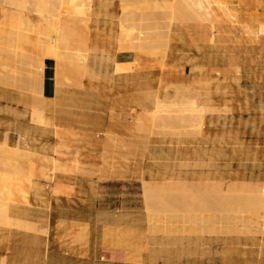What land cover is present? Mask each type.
Masks as SVG:
<instances>
[{"label": "rangeland", "instance_id": "1", "mask_svg": "<svg viewBox=\"0 0 264 264\" xmlns=\"http://www.w3.org/2000/svg\"><path fill=\"white\" fill-rule=\"evenodd\" d=\"M58 1H48L56 10L54 13L49 7L47 10L58 17L59 24L68 34L67 41L57 50L60 55L56 57V53L49 52L52 43L46 37L44 26L36 24L30 31L42 38L37 42L45 49L42 57L30 64L33 55L22 52L26 56H21L14 71L21 91L34 99L33 122L42 126L34 121L37 115L44 119V102L40 100V95L42 99L43 96L39 92L44 64L39 62L43 63L46 57L56 61L58 98L53 106L52 126V170L56 168V178L49 181L54 182L57 177L75 178L90 169V164L91 169L113 170L125 159L127 135L131 142L126 157L132 162L130 175L126 180L122 176L121 182L90 185L89 190L108 195L102 202L112 211L102 212L99 221L102 226L132 223L134 229H148L142 233L147 236L144 245L154 254L149 264H156L170 249H175L177 243L174 240L179 235L192 236V264H264V226L260 221H252L253 213L246 198L249 189L264 188V149L258 147V143L264 144V135L259 136L258 128L264 114V0H192L195 5L200 2L199 10L195 6L196 16L192 6L188 9L192 13L187 12V5L186 8L182 5L186 12H179L184 10L181 4H185V0H102L108 6V17L102 21L107 29L102 33L115 40L116 51H134L139 57L159 61V73H146L124 84L126 87L115 82L112 87L94 86L92 81L101 77H92L78 69L82 74L76 68L74 56L92 49L93 35L99 33L100 24H95L94 18H100L97 8L101 0H91L90 9L89 0V4L68 0L72 4L64 5L63 9H59ZM192 2L188 6L194 5ZM37 4V0H0L2 10L11 15L13 12L35 15L33 11ZM207 6L216 12L210 22L205 21L208 20L206 16L202 17L205 11L201 9ZM78 37L80 42H77ZM174 51H192L199 78L213 79L218 83L214 88L218 94L223 93L237 102L239 115L230 122L229 176L221 183V193H227V196L208 191L205 184L199 183H192V188L184 192L165 191L161 185L172 181L159 180L156 176L164 161L179 158L178 153L171 151L172 146H165V143L171 145L180 139L196 137L203 128V122L200 124L189 113L179 112V108L188 102L166 99L174 94L175 88L172 84L163 88V79H187L169 66L177 62L171 57ZM8 53L10 51H5V59L11 62ZM130 67H118L115 74L128 72ZM33 70L40 71V81L36 76L38 72L33 74ZM30 74L36 76L34 81ZM105 76L102 77L113 81L107 73ZM157 79L160 86L154 87L153 82ZM131 84L133 87H127ZM82 96L84 99L80 100ZM142 100L149 102L147 110H142ZM155 105H160L162 112L153 113ZM146 111L150 113L144 114ZM0 149V226L28 230L8 215L7 208L22 195L14 193L13 197H8L4 191L8 185L6 178L13 169L21 170L17 165L22 157L16 155L12 147ZM148 170L155 174L147 176ZM98 175L102 176L100 172ZM232 184L238 192L229 195ZM73 191L69 187V193ZM147 191L148 195L145 194ZM125 208L132 212L122 215L114 212ZM7 218H10L8 222ZM179 226L190 231H175Z\"/></svg>", "mask_w": 264, "mask_h": 264}, {"label": "crops", "instance_id": "2", "mask_svg": "<svg viewBox=\"0 0 264 264\" xmlns=\"http://www.w3.org/2000/svg\"><path fill=\"white\" fill-rule=\"evenodd\" d=\"M105 18L106 16L94 18V23L100 24V27L98 26L99 33L93 35L90 46L95 49L93 55L98 53L96 71L106 72L108 77H113V81L101 77L93 80V85L112 87V82H115L125 86L124 84L133 82L146 73H159V61L139 57L134 51H116L115 40L102 33L107 29H104L102 22ZM37 20L35 15H20L17 12L11 15L0 7V147H17L26 152L21 156L17 167L21 168L24 177L31 172L34 175V186H25L26 199L18 195L15 198L16 203L8 208L9 217L28 230L0 226V264H149L148 261L153 259L154 254L144 245L147 236L142 233L148 229H134L132 223L102 226L99 222L102 212L112 211L105 208L106 203L102 202L108 195L89 190L90 185L95 183L121 182L124 180L122 176L126 180L130 175L132 162L126 157L130 151L127 147L131 142L127 135L124 140L125 159L120 160L118 167L116 165L113 170H98L97 167L91 169L93 167L90 164V169H85L84 174L75 178L57 177L54 182L49 181L54 158L53 106L58 98L56 61L49 57L44 59L42 83L39 85V92L43 96L42 99L40 95V100L44 102L43 116L50 123L47 127L33 122L34 99L21 91V84L14 76L15 65L19 63L21 56H26L22 52L33 55L32 64L45 50L37 45L42 38H38L36 32L30 31ZM5 51H10L8 55L11 62L10 59L6 61ZM35 55L37 58H34ZM171 57L177 59L175 64L169 65L172 71L178 70L179 75L187 79H163V88L171 84L175 88L174 94L166 99L187 103L188 99L196 98L195 103L203 108L204 117L200 119L192 115V119L200 124L203 122V128L196 137L180 139L171 145L165 143V146H172L171 151L178 153L179 158L164 161L156 176L159 180H171L173 183H164L163 188L167 189L166 186L172 185L176 192L190 190L192 183H199L206 184L208 191L213 185L217 191H213V188L212 192L227 196V193H221V183L226 182L229 176L230 122L235 121V116L239 115L237 102L223 93L218 94L214 90L218 83L213 79L199 78L196 57L192 55V51H174ZM127 66H131L128 72L115 74L117 67ZM153 83L154 87L160 86L158 79ZM82 86H86L85 80L82 81ZM81 99L84 97H80ZM153 102L154 99L152 104ZM140 106L142 110H147L149 102L142 100ZM148 113L150 111L144 112ZM258 128L259 136H263L264 114ZM258 147L260 150L264 149V144L258 143ZM28 154L31 156L28 157ZM150 174L155 173L148 170L146 175ZM175 183L181 188L183 184L187 189H174ZM219 184L220 187H217ZM69 187L74 190L72 194L69 193ZM145 194L148 195V192ZM124 197L127 198L126 195ZM114 212L122 215L131 213L132 210L115 209ZM175 231L189 232L190 229L179 226ZM174 241L177 243L175 249H170L156 264H192V236L179 235Z\"/></svg>", "mask_w": 264, "mask_h": 264}, {"label": "bare ground", "instance_id": "3", "mask_svg": "<svg viewBox=\"0 0 264 264\" xmlns=\"http://www.w3.org/2000/svg\"><path fill=\"white\" fill-rule=\"evenodd\" d=\"M49 1V0H48ZM47 0H37V2H38V4H37V7H36V9H35V11H33L34 13H35V15L38 17V20H37V25L38 26H44V30H45V34H46V37L47 38H49V42L50 43H52V48L51 49H49V52H51L52 54L54 53V55H55V53H56V57L58 56V55H60V53L57 55V50L59 51L60 49H58V48H60V45L62 44V42H64V41H67V37H68V34H67V32L61 27V24H59V23H61V22H58V17H55V14H54V16L53 15H51V12L49 11L50 10V8H51V11L53 12L54 11V5H53V8L54 9H52V3L51 2H48ZM73 1H76V0H73ZM90 2H91V0H89ZM88 0H77V2H81V3H83V4H89L88 2H89ZM184 1V0H183ZM186 2H184L185 4H181V6L182 5H184L185 6V8H186V5H187V12H188V9L190 10V7L192 6V8H191V10L193 11V15H195L196 16V11L197 10H195V6L197 5L198 6V4H200V2L199 3H196V5L192 2V0L190 1L189 0V2H188V0H185ZM67 2H69L68 0H59L58 1V4H59V9H61L64 5L66 6V7H68L69 5H71L72 3H71V1L68 3V5H67ZM190 2H192V4H194V5H190L189 4V6H188V3H190ZM205 2V1H204ZM220 2V1H219ZM51 4V5H50ZM57 4V5H58ZM91 4H92V2L88 5L89 7H88V9H90V6H91ZM49 5V6H48ZM206 5V4H205ZM211 5V4H210ZM64 6V7H65ZM180 6V7H181ZM184 6H182V8L184 9ZM194 6V7H193ZM196 6V9H198L199 8V6L197 7ZM201 6L202 7H204V5H202L201 4ZM47 7H49V10H47L48 8ZM178 7V6H177ZM107 8H108V6H106V4L101 0L100 1V3H99V5H98V8H97V11H98V16H103V17H105V16H107ZM182 8H180V9H182ZM194 8V9H193ZM201 8V7H200ZM58 9V11H60ZM63 9V8H62ZM199 10V9H198ZM201 10H204L205 11V15H203L202 17L204 18L205 16H206V18H208V20L207 19H205V21H207V22H210V19L211 18H215V11H214V9L211 7V6H207V7H205V9H201ZM56 11V10H55ZM54 11V12H55ZM177 12H178V10H176ZM181 11H184V12H186V10L184 9V10H180L179 12H181ZM223 11V10H222ZM50 12V13H49ZM53 12V13H54ZM109 12V11H108ZM60 13V12H59ZM182 13V12H181ZM188 13H192V12H188ZM195 13V14H194ZM201 13H204V12H202L201 11ZM176 14V13H175ZM178 14V13H177ZM183 14H185V13H183ZM183 14H181V16H183ZM192 15V16H193ZM202 15V14H201ZM175 16V15H174ZM178 15H176V17H177ZM185 16V15H184ZM183 16V17H184ZM194 16V18H202L201 16L200 17H195ZM197 16H198V14H197ZM108 17V16H107ZM174 18V17H173ZM182 18V17H181ZM187 18H189V17H187ZM149 19V18H148ZM177 19V18H176ZM183 19V18H182ZM199 19H197V20H199ZM204 20V19H203ZM200 21H202V19L200 20ZM165 22H166V20H165ZM188 22H190V21H188ZM89 24V23H88ZM172 24V23H171ZM212 27H213V24H212ZM87 29H88V27H87ZM130 34H132V33H130ZM140 34V33H139ZM73 42V41H72ZM80 42V41H79ZM42 43V42H41ZM74 43V42H73ZM64 44H67V43H64ZM71 44V43H70ZM43 45V44H42ZM47 46V45H46ZM76 48V47H75ZM47 49L48 48H46V53H48V51H47ZM85 51H87L86 53H84V54H77L76 56H74L75 58V60H76V62L77 63H75V64H77L76 65V68H77V70L79 69L80 71H82L84 74H89V75H91L92 77H95V78H99V77H102V76H104V77H106L105 75H106V72H97L96 71V69H95V65H96V63H97V60H98V56H96L98 53H96V55H93V53H94V51H95V49L94 48H92V49H86ZM103 51V50H102ZM44 52V54L46 55V53ZM81 52V51H80ZM51 53H49V54H51ZM48 54V55H49ZM103 54V53H102ZM42 57V56H41ZM44 57V56H43ZM34 58H37V55H35V57ZM72 59H73V57H72ZM38 60H43V59H41V58H39ZM57 60V59H56ZM69 60V59H68ZM44 61V60H43ZM70 61V60H69ZM68 61V62H69ZM110 61V60H109ZM37 62H39V61H37ZM75 62V61H74ZM39 63H41V64H43L42 62H39ZM71 63V62H70ZM68 64V63H67ZM74 64V65H75ZM100 65V64H99ZM44 66V65H43ZM68 66H70V65H68ZM72 66H73V64H72ZM78 66V67H77ZM40 67V66H39ZM71 67V66H70ZM100 67V66H99ZM41 68V67H40ZM40 68H37V69H40ZM43 68V67H42ZM41 68V69H42ZM118 68V67H117ZM40 69V70H41ZM78 70V71H79ZM99 70H100V68H99ZM37 70H33L32 72H34L33 74H36L37 72H36ZM79 71V72H80ZM82 72H80V73H82ZM29 73H30V71H29ZM39 73H40V71L36 74V76H38L37 78L39 79H41V77H43V76H41V74H40V76H39ZM82 73V74H83ZM118 73V72H117ZM32 74V73H31ZM30 74V75H31ZM36 76H34L33 77V75H31V78H32V80H33V78L35 79V77ZM85 76V75H84ZM108 77V76H107ZM58 78V77H57ZM40 79H39V81H40ZM29 80V79H28ZM34 81V80H33ZM38 81V82H39ZM36 82H37V80H36ZM36 82H34V83H36ZM37 82V83H38ZM40 82H42V80L40 81ZM39 82V83H40ZM182 95V94H181ZM184 96H185V94H184ZM187 96L188 97H190L189 96V94H187ZM188 97H186V98H188ZM183 99V98H182ZM196 99V98H195ZM195 99L193 100L192 98L189 100L188 99V103L187 104H185V105H182L180 108H179V112H183V113H189L190 115H195V116H197V117H199L200 119H203V117H204V115H202L203 113H202V109L200 108V107H198L197 106V104L195 103ZM197 102V101H196ZM162 107L160 106V105H155L154 107H153V110H152V112L153 113H160V112H162ZM178 112V111H177ZM34 121L35 122H37V123H39L40 125H42L43 127L44 126H47L48 125V123L40 116H36L35 117V119H34ZM25 141V140H24ZM20 142V141H19ZM25 145V144H24ZM13 148V150L15 151V153H16V155L18 154V155H20V156H22L23 155V151H21L20 149H17V147H12ZM13 151V152H14ZM26 153V152H25ZM25 153H24V155H25ZM29 153V152H28ZM34 154V153H33ZM27 155V154H26ZM29 156H31V155H29L28 154V157ZM18 157V156H17ZM54 159V158H53ZM49 161V160H48ZM54 163H56V161H53ZM56 171V168H55V170H52V173L50 174V176H51V179L52 180H54L53 178H54V176H55V172ZM42 174V173H41ZM28 175V174H27ZM46 175H48V173L46 174ZM34 177V175L33 174H29V176H23V172H22V170H20V169H13V171L9 174V176L6 178L7 179V184L8 185H5V186H7V187H5V189H4V191H6L7 193V195H8V197L9 196H11V197H13L12 195L14 194V193H19V194H21L22 195V197L24 198V199H26V196H27V192H26V190H25V186H27V187H33L34 185H33V183H32V178ZM44 176H45V174H44ZM46 178H47V176H46ZM4 181V180H3ZM179 181V180H178ZM2 182V181H1ZM202 182V181H201ZM206 182V181H205ZM212 182V181H211ZM3 183V182H2ZM168 183H173V182H168ZM198 183V182H197ZM178 184V183H177ZM176 183H175V185H174V188L176 189V187H178L177 189L178 190H180V186L179 185H177ZM180 184V183H179ZM250 184V183H249ZM4 185V184H3ZM149 185V184H148ZM181 185V184H180ZM206 185V184H205ZM163 186H165V185H162L161 187H162V190L163 189H165V191L169 188L170 190L172 189L173 190V188H172V185L169 187V186H166L167 187V189L166 188H163ZM182 190H186L187 188H186V186H184L183 184H182ZM156 187V186H155ZM185 187V188H184ZM215 187H216V185H215ZM217 187H220V184H219V186L217 185ZM184 188V189H183ZM206 188V187H205ZM204 188V189H205ZM214 188V186L212 185V189ZM27 189V188H26ZM29 189V188H28ZM147 189H151V188H147ZM157 189V188H156ZM168 189V190H169ZM208 189H209V187H208ZM207 188H206V190H208ZM211 189V190H212ZM217 189V188H216ZM215 188L213 189V191L214 190H216ZM205 190V191H206ZM210 190V191H211ZM219 190H220V188H219ZM250 191L248 192V194H247V196H246V198L248 199V201L249 202H247V205L249 206V208L252 210V213H253V218H252V221L253 222H256V221H260L261 222V224H262V227L264 226V188H261V187H255V188H253L252 190L253 191H251V189H249ZM150 191V190H149ZM160 191H161V189H160ZM159 191V192H160ZM174 191V190H173ZM217 191V190H216ZM215 191V192H216ZM227 191H228V189H227ZM148 192V191H147ZM151 192V191H150ZM223 192V191H222ZM229 193V195H231V194H234V193H237L238 192V189H237V187H236V185L235 184H232L230 187H229V191H228ZM250 192H252V194L250 195ZM218 193H219V191H218ZM242 193V192H241ZM17 195V194H16ZM150 196V195H149ZM249 196V197H248ZM251 196V197H250ZM245 198V197H244ZM10 200H11V198H10ZM148 200H151V199H148ZM1 208V207H0ZM8 209V208H7ZM6 210V209H5ZM1 211V210H0ZM4 213H6V212H4ZM7 214V213H6ZM10 220V218H7V221L6 222H8Z\"/></svg>", "mask_w": 264, "mask_h": 264}]
</instances>
